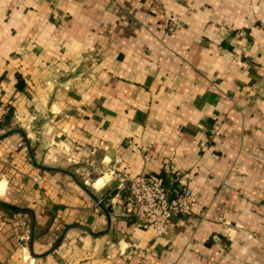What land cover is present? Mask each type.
Returning a JSON list of instances; mask_svg holds the SVG:
<instances>
[{
  "label": "crops",
  "instance_id": "0c3cea01",
  "mask_svg": "<svg viewBox=\"0 0 264 264\" xmlns=\"http://www.w3.org/2000/svg\"><path fill=\"white\" fill-rule=\"evenodd\" d=\"M0 98V264H264V0H0ZM185 170L167 234L124 213Z\"/></svg>",
  "mask_w": 264,
  "mask_h": 264
},
{
  "label": "built area",
  "instance_id": "2783aa9c",
  "mask_svg": "<svg viewBox=\"0 0 264 264\" xmlns=\"http://www.w3.org/2000/svg\"><path fill=\"white\" fill-rule=\"evenodd\" d=\"M8 109V103L0 98V124ZM85 148L92 150L88 145ZM125 181L124 213L134 215L142 227L151 229L157 237L168 233L172 215L190 213L197 201L188 170L166 179L162 175L141 173L126 177Z\"/></svg>",
  "mask_w": 264,
  "mask_h": 264
},
{
  "label": "water",
  "instance_id": "95a60500",
  "mask_svg": "<svg viewBox=\"0 0 264 264\" xmlns=\"http://www.w3.org/2000/svg\"><path fill=\"white\" fill-rule=\"evenodd\" d=\"M41 166H42V165H41ZM43 167H46V166H43ZM48 168H51V167H48ZM0 202H1V203H5V204H7L6 202L2 201L1 199H0ZM98 202H100V201H98Z\"/></svg>",
  "mask_w": 264,
  "mask_h": 264
},
{
  "label": "trees",
  "instance_id": "16d2710c",
  "mask_svg": "<svg viewBox=\"0 0 264 264\" xmlns=\"http://www.w3.org/2000/svg\"><path fill=\"white\" fill-rule=\"evenodd\" d=\"M0 205H2V206H4V207H7V208H10L9 206L5 205L4 203H2V204H0Z\"/></svg>",
  "mask_w": 264,
  "mask_h": 264
}]
</instances>
